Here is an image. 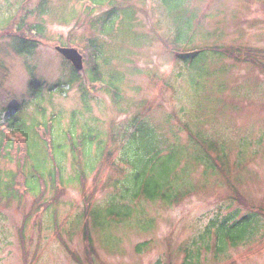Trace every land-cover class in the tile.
<instances>
[{"label":"rangeland","instance_id":"rangeland-1","mask_svg":"<svg viewBox=\"0 0 264 264\" xmlns=\"http://www.w3.org/2000/svg\"><path fill=\"white\" fill-rule=\"evenodd\" d=\"M103 4L86 14L77 0H0V133L18 154L24 142L7 128L14 118L52 119L56 134L74 123L73 139L98 137L85 148L93 157L87 160L97 158L92 171L83 167L79 144L74 160L66 139L63 183L36 194L21 187L19 201L0 200V264H264V57L258 65L255 55L209 49L264 53V0ZM17 37L37 45L20 53ZM57 45L75 47L88 60L63 87L71 65ZM94 65L103 82L117 87V102L91 87ZM31 82L40 87L37 98ZM186 127L197 140L216 142L212 156H221L228 176L195 160ZM134 128L138 136L153 130L161 156L169 145L183 150L173 174L190 192L178 201L121 197L131 170L122 152ZM99 147L102 157L94 155ZM16 162L0 161V172L18 175ZM117 203L129 207L127 216L117 217ZM234 214L253 221L242 241L218 252L215 226Z\"/></svg>","mask_w":264,"mask_h":264},{"label":"trees","instance_id":"trees-1","mask_svg":"<svg viewBox=\"0 0 264 264\" xmlns=\"http://www.w3.org/2000/svg\"><path fill=\"white\" fill-rule=\"evenodd\" d=\"M82 5V11L86 12V14L92 13V11L100 8L104 1L107 0H92L96 3V6H92L88 0H77ZM114 12L112 9L111 11ZM108 15L110 13H107ZM110 14V15H111ZM115 14V13H113ZM108 19V17H107ZM106 19V20H107ZM8 22V20L6 21ZM5 22V23H6ZM7 24V23H6ZM21 24V22H20ZM35 30L38 34L43 33V27L39 25H35ZM17 41L20 42V46L18 48V52H29L34 49L37 45L35 41H29L23 39L22 37H17ZM94 50L96 47H93ZM205 48L204 50H206ZM210 51L217 52L220 54L226 55L227 57H235L238 58H248V55H255V59H251L253 61L259 62L255 63L260 65V61H257V58L261 55L264 57L263 52H255L251 53L249 50H241L234 51L232 49H220V48H209ZM96 51V50H95ZM254 51V50H253ZM260 53V54H259ZM91 73L90 79L93 82L103 81L102 75L100 71L95 67L89 70ZM77 71L71 67L72 77L69 80V85L71 82L77 79L76 77ZM103 83V82H102ZM103 86H100L102 90L111 95L114 102H117V87L108 79L107 82H104ZM61 85V84H60ZM35 83L31 82L29 88L31 90L32 98H37L40 94L36 95V87ZM40 88V87H37ZM14 118L12 121L7 122L8 125L21 136L22 141L24 142L23 151H20L18 154L17 145H13V141L6 139L2 132L0 133V161L10 162L12 158L16 159L17 172H4L2 174L0 172V200H17L19 201L21 195L18 194L19 190L21 192V187L25 189L28 193L36 194L40 192V187L42 186V190L46 189V185H50L51 188L55 187L58 184L63 183V175L60 168L61 161L65 158L66 148L68 144L66 143V139L70 140L71 145V153L72 156L80 151V149L76 148V144L82 148V153L84 152L85 160H87L86 155L89 154L92 157L91 152L89 150H85L89 145L95 143L98 137L93 136V134L89 133L86 136L82 134L80 138L82 141L76 142L70 134L63 133V130H60L58 127V134L54 131V125L52 119L43 122H32L30 124H26L21 122L19 119L15 121ZM136 120V119H135ZM66 129L72 135L73 128H75L74 123H71L70 127L67 126ZM150 127V126H149ZM185 130H188L189 136L193 142V150H194V158L199 163H203L205 165L206 170H210L213 172H217L222 176H228V169L223 162V159L220 155L212 156V151L217 148V144L215 141L206 138L197 140L190 130L186 127ZM46 131L48 132V137H46ZM65 131V130H64ZM75 134V133H74ZM153 130L151 131H143L141 135L136 134V130L134 128L131 139L128 142V145H125L123 149V156L121 160L130 166L131 169L128 173L124 175V185L121 188L122 195L121 197L129 196V198H137L139 196H143V198L148 199L150 201L153 200H161L165 203H172L174 201H178L181 197L185 196L190 191H181L184 189L182 186L177 184L178 177H174V169L179 163V154L183 150L180 149L177 145L171 146L169 145L167 148V154L161 156L162 152V142L159 139L152 138ZM57 139H56V137ZM56 139V140H55ZM96 143L99 144V141ZM86 144V146H85ZM195 148L200 154L199 156L195 153ZM221 148L224 152V147L221 144ZM100 149L96 154L97 157H102L103 150ZM46 154V155H45ZM225 154V153H224ZM19 157V158H18ZM93 158V157H92ZM91 158V159H92ZM97 160V158H96ZM91 162L88 158L87 162L83 165L86 170L92 171L95 166V161ZM184 169V168H183ZM75 179L84 176L83 173H79ZM70 181V180H69ZM21 184V185H20ZM110 209H114L110 207ZM117 217L121 218L122 216H127L129 207L126 205H121L117 203ZM86 213V211H85ZM250 221H253V216L251 214H246L239 219L235 218L234 215H229L222 219V221L215 226L214 236H215V249L220 252L222 251L226 243L235 246L238 242L242 241L247 233V229L250 226Z\"/></svg>","mask_w":264,"mask_h":264},{"label":"water","instance_id":"water-1","mask_svg":"<svg viewBox=\"0 0 264 264\" xmlns=\"http://www.w3.org/2000/svg\"><path fill=\"white\" fill-rule=\"evenodd\" d=\"M64 58L69 60L73 67L77 70L82 68L81 56L76 50L70 48H56Z\"/></svg>","mask_w":264,"mask_h":264}]
</instances>
